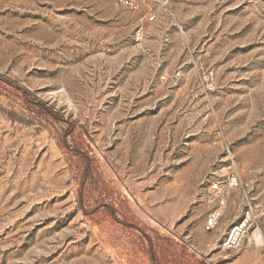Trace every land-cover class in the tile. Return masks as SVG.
<instances>
[{"label":"rangeland","instance_id":"374dc122","mask_svg":"<svg viewBox=\"0 0 264 264\" xmlns=\"http://www.w3.org/2000/svg\"><path fill=\"white\" fill-rule=\"evenodd\" d=\"M133 2L0 0V76L75 126L0 83V264H264L204 231L227 174L264 203V0Z\"/></svg>","mask_w":264,"mask_h":264},{"label":"built area","instance_id":"2783aa9c","mask_svg":"<svg viewBox=\"0 0 264 264\" xmlns=\"http://www.w3.org/2000/svg\"><path fill=\"white\" fill-rule=\"evenodd\" d=\"M119 2L131 8L134 5L133 0H119ZM234 196L241 200V215L225 232L220 241L221 249L224 251L238 250L253 234H256L261 240L258 247L264 249V203L253 198L248 185L235 174H227L224 178L212 182L208 186L204 231L213 233L219 228L228 200Z\"/></svg>","mask_w":264,"mask_h":264},{"label":"trees","instance_id":"16d2710c","mask_svg":"<svg viewBox=\"0 0 264 264\" xmlns=\"http://www.w3.org/2000/svg\"><path fill=\"white\" fill-rule=\"evenodd\" d=\"M0 83H3L21 93L23 104L33 117L44 116L57 123L68 124V129L64 131L65 136L70 135L74 130L73 128H75V126L69 123L60 112L55 111L51 106H48L45 102L37 98L32 92L18 86L15 82L2 76H0Z\"/></svg>","mask_w":264,"mask_h":264},{"label":"crops","instance_id":"0c3cea01","mask_svg":"<svg viewBox=\"0 0 264 264\" xmlns=\"http://www.w3.org/2000/svg\"><path fill=\"white\" fill-rule=\"evenodd\" d=\"M241 209V200L238 198V197H233L231 199L228 200V204H227V208H226V211H225V214L226 212H229L230 210H239L240 211ZM224 214V215H225ZM224 217V216H223ZM235 221V220H234ZM232 221L231 223H229L228 227L234 222ZM228 229V228H227Z\"/></svg>","mask_w":264,"mask_h":264},{"label":"bare ground","instance_id":"6f19581e","mask_svg":"<svg viewBox=\"0 0 264 264\" xmlns=\"http://www.w3.org/2000/svg\"><path fill=\"white\" fill-rule=\"evenodd\" d=\"M248 238H251L252 243L258 247L261 244V240H259L258 236L256 234L250 235ZM248 240V239H247Z\"/></svg>","mask_w":264,"mask_h":264}]
</instances>
